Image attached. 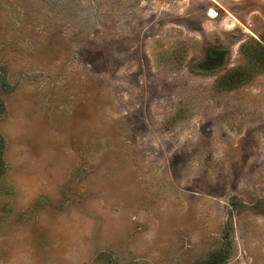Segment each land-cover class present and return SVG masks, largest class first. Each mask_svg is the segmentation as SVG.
Returning a JSON list of instances; mask_svg holds the SVG:
<instances>
[{"label": "rangeland", "instance_id": "374dc122", "mask_svg": "<svg viewBox=\"0 0 264 264\" xmlns=\"http://www.w3.org/2000/svg\"><path fill=\"white\" fill-rule=\"evenodd\" d=\"M263 35L264 0H0V264H264V71L216 86Z\"/></svg>", "mask_w": 264, "mask_h": 264}, {"label": "trees", "instance_id": "16d2710c", "mask_svg": "<svg viewBox=\"0 0 264 264\" xmlns=\"http://www.w3.org/2000/svg\"><path fill=\"white\" fill-rule=\"evenodd\" d=\"M246 58V65L226 72L218 78L216 86L233 90L248 82L255 73L264 71V35L260 42H244L240 48ZM224 259L216 255L207 260L205 264H221Z\"/></svg>", "mask_w": 264, "mask_h": 264}, {"label": "bare ground", "instance_id": "6f19581e", "mask_svg": "<svg viewBox=\"0 0 264 264\" xmlns=\"http://www.w3.org/2000/svg\"><path fill=\"white\" fill-rule=\"evenodd\" d=\"M211 12H212L211 16H215V12L214 11H211Z\"/></svg>", "mask_w": 264, "mask_h": 264}, {"label": "water", "instance_id": "95a60500", "mask_svg": "<svg viewBox=\"0 0 264 264\" xmlns=\"http://www.w3.org/2000/svg\"><path fill=\"white\" fill-rule=\"evenodd\" d=\"M209 14H212V12L210 11Z\"/></svg>", "mask_w": 264, "mask_h": 264}]
</instances>
